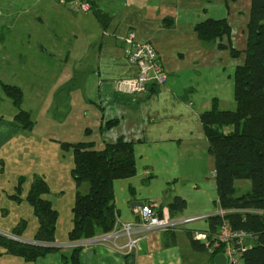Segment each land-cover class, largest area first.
<instances>
[{"label":"crops","instance_id":"1","mask_svg":"<svg viewBox=\"0 0 264 264\" xmlns=\"http://www.w3.org/2000/svg\"><path fill=\"white\" fill-rule=\"evenodd\" d=\"M36 1L23 9L22 15L6 16L15 19L13 23L18 32L23 31L28 40L13 63L17 64L19 58L22 69L31 66L30 54L44 50L42 40L39 46L31 43L32 38L40 34L41 39L47 40V43L43 41L45 44L56 48L55 53L49 51L47 56L59 60L60 67L47 87L46 82H40L34 88L30 79L33 77L27 71L20 73L18 81H0V87L8 84L23 91L21 110L30 114L33 123L30 129L12 124L19 109L8 97L16 111L8 121L0 115V125L11 127L4 132L7 136L0 141V149L8 146L14 156L28 159L42 133L54 132L58 123L59 137L51 132L47 140L50 145L58 146L59 152L55 148L52 157L46 158L56 169L46 168L42 172L46 175H35V179L51 182L48 183L49 197L54 192L57 199H64L66 193L70 198L72 194L71 231L76 196L88 194L91 186L89 182L77 184L74 181L73 150L63 149L62 144L91 143L101 151L107 143L123 138L134 145L136 175L114 182V206L118 215L113 230L97 231L92 238L71 242L73 247L82 248L81 263L214 264L211 254L197 251L191 244V236L195 239L196 234H211V216L228 212L220 205L215 159L208 151L209 141L201 122V115L210 110L216 100L219 105V95L214 92L210 97H202L200 83L215 78L219 70L225 68L221 53H226L227 49L219 48L224 38L214 45L203 44L195 26L207 19L230 22L227 17H212L220 7L226 12L228 9L229 17L232 12L234 20L235 14L242 13L238 0H90L93 9L89 13L74 11L59 0ZM243 3L248 11L251 0H243ZM98 11L104 16L102 20ZM130 31L136 32L139 42L154 45L168 76L166 84L152 83L146 93L136 96L121 94L115 88L117 81L133 76L136 70L128 62L130 48L123 41ZM7 51L0 45V54L3 53L0 65L6 68L11 64V56H5ZM218 80L222 81L221 76ZM218 80L216 76V83ZM66 89L68 94L61 96ZM2 93L0 88V102L6 99ZM53 110L56 115H52ZM230 131L226 128L225 132ZM70 153L73 162L70 159L68 167L64 168L66 154ZM67 173L72 182L64 176L69 175ZM236 181L237 195L248 192L249 180H243L248 182L240 183L239 187ZM179 198L186 202L183 210L173 206ZM133 202L156 204L159 212L169 213L175 226L168 230L139 231L134 235L139 238L137 247L126 254L128 240L120 233L122 226L141 222L140 208L132 207ZM52 205L58 214L53 245H66L68 241L56 244L60 213L58 207ZM43 261L48 260L31 264H48Z\"/></svg>","mask_w":264,"mask_h":264},{"label":"trees","instance_id":"2","mask_svg":"<svg viewBox=\"0 0 264 264\" xmlns=\"http://www.w3.org/2000/svg\"><path fill=\"white\" fill-rule=\"evenodd\" d=\"M100 20L104 16L97 12ZM200 41L214 45L224 37L230 38L231 27L226 19H207L195 26ZM220 49L228 46L219 43ZM233 56L240 52L232 48ZM3 93L12 99L19 112L12 124L30 129L33 123L30 114L21 110L23 91L8 84H1ZM235 110H221L217 100L210 110L201 115V122L209 141V153L215 159V179L221 207L228 211L224 215L209 218L211 233L217 232L227 221L235 230L251 236L253 243L243 252V264H264V0H251L250 16L247 24V48L243 65L234 72ZM2 118L0 117V121ZM226 128L231 131L226 133ZM63 149L73 150L74 168L72 177L77 184L90 183V192L77 194L74 203V225L69 233L72 242L89 239L97 231L108 233L113 230L118 212L114 206V182L136 175L134 145L123 138L107 143L101 151L91 143L62 144ZM236 180H249L251 190L237 195ZM24 182V178H20ZM19 194L21 187H19ZM48 183L36 178L27 194L26 201L31 205L38 220V230L34 238L41 243H55L58 214L50 200ZM16 201L22 203L21 197ZM178 210L186 207L183 199L173 204ZM20 223L26 224L25 220ZM14 233L18 236L23 231ZM192 247L207 252L204 243L191 236ZM7 253L14 251L36 261L47 256L53 249L31 247L18 249L16 245L4 242ZM30 249V248H29ZM78 248L70 264H82ZM216 256V255H214ZM213 256V257H214ZM66 261V260H65Z\"/></svg>","mask_w":264,"mask_h":264},{"label":"rangeland","instance_id":"3","mask_svg":"<svg viewBox=\"0 0 264 264\" xmlns=\"http://www.w3.org/2000/svg\"><path fill=\"white\" fill-rule=\"evenodd\" d=\"M34 1L36 0H0V45L1 47H6L8 50V55L5 56H11V59H9V63H11L10 66H7L6 68L4 65H0V81L6 83L18 81L20 80V73L24 74L27 71L29 75H32L33 77L31 78L30 76V79L34 82L33 87L35 88L36 86L34 85L39 84L40 82H46L47 87L48 83L54 81V78L57 76V72L60 67V61L50 59L47 56L49 51L55 53L56 48H54V46L45 44L43 41L47 43V40L43 38L41 39L40 34L36 35L34 38H32L33 40H31V43L39 46L42 40V46L44 47V50H34L35 52L30 54L31 57L29 59L31 66L22 69V67L19 66L20 59L17 58V64L13 63V60L16 59L17 53L19 54L21 53V50H24V46L28 43V40H25V33L23 31L22 33L18 32V27H15V24L13 23V20L15 19H8L6 17L8 15H22V11H25L23 9L33 6L37 2L36 1L33 4ZM238 5L240 6V9H242V13L239 15L235 14L236 17L234 20V14L230 12V17L227 16L228 9L226 12V9H220L221 7L214 11L215 14L212 16L218 18L227 17L230 21L228 22L231 27V34L229 36L230 38L224 37V44L228 46L227 52L221 53V61L225 63L224 67L226 69L223 68V70H219V74L216 75L217 80L221 76L223 82L218 80L219 82L216 83L215 76V78H211L208 79V81L200 83L202 97H210V93L214 94V92L219 95V108L221 110H235L237 108V102L233 95L234 69L239 65H243L246 58L247 24L249 21L250 9L248 8L249 10L246 11L243 0H238L237 6ZM231 45L232 48L240 52V55L236 57L232 55L230 48ZM11 46H13L12 49ZM38 48L39 47H37V49ZM15 49L17 50L15 51ZM1 55H3V53L0 54V57ZM218 58L219 57H217V60L219 61ZM205 92H207V95ZM67 94L68 90L66 89L65 93L61 94V96H65ZM2 95L6 99L5 101L0 102V115H3L4 119L8 121L12 118L16 110L12 105L11 100L6 97L4 93H2ZM200 100H202V98ZM34 103H36V101ZM30 104L31 103H29V105ZM52 115H56L54 110L52 111ZM55 124L56 125L53 128L54 132H51L56 135L55 137H59L58 134L61 132H57L59 126L58 123ZM10 130L11 127L9 125L7 127L0 125V141H3V139L7 136L4 132ZM46 131L47 132H44V134L42 133V135L38 138V141H40L38 144L35 145V141H33L34 146H32V155L28 159L23 157L20 159L17 155L14 156L8 149V146L0 149V264H31V261H29L27 257L22 256L20 252L15 254L14 251L10 250L11 253H7L6 249L2 246L4 242L14 244L18 249L23 247L26 248V250H31V247H48L53 249L47 256L39 257L37 259H47L48 261L43 262H47L48 264H52V261H54V264H57V262L59 264H70L69 260L71 259L72 255L75 252H78V248L82 249L80 245H75L73 247L71 243L72 241L68 239V233L71 229V207L73 205L72 203L71 206L69 205L70 199H73L71 193L70 198H68L69 194L66 193V197L64 199H57L55 192L53 195H50V197L48 195L45 196L55 205V207H58L60 213V218L57 224L58 231L56 244L60 243L61 241H68L69 243L66 245H53L51 243L47 244L37 242V240L34 238L39 224L37 218L34 216L31 205L26 201V197L31 185L34 183L35 175H46L45 173H42L43 171L47 170L46 168L51 170L56 169L55 165L50 166L51 163H47L46 158L52 157L53 152L55 153L56 149L59 148L56 145L49 144L47 136H49V133L51 132L48 130ZM60 137L62 136L60 135ZM57 150L59 152V149ZM66 157L67 162L65 163L64 168L68 167V161L70 159H72L73 162L72 153L66 154ZM69 175L64 176L67 177V181L69 179V181L72 182L73 179L71 178V175L68 177ZM49 176L50 175L46 177ZM22 177L24 178L23 183L20 182V178ZM67 181L64 182L66 183L65 185L68 184ZM49 182L50 181L47 183ZM242 182L248 181H236V187H239L240 183ZM19 187H21L20 194L18 190L20 189ZM57 189L58 188H55L56 191ZM249 190H251L250 182L247 191ZM242 193H245V191ZM17 197H21V204L16 201ZM23 219L27 222V226L26 224L19 223ZM15 230L17 233L23 231V234L18 236L14 233ZM78 241H82V239Z\"/></svg>","mask_w":264,"mask_h":264},{"label":"built area","instance_id":"4","mask_svg":"<svg viewBox=\"0 0 264 264\" xmlns=\"http://www.w3.org/2000/svg\"><path fill=\"white\" fill-rule=\"evenodd\" d=\"M72 10L89 13L93 6L90 0H59ZM105 34H108L107 32ZM123 41L129 45L128 62L136 68L133 76L119 80L115 84L116 91L125 95H142L147 92L152 83L166 84L167 70L154 45L150 42H139L135 31H130ZM141 222L124 224L120 231L128 242L125 244L126 254L137 247L139 238L134 237L139 231L153 229L168 230L175 226L169 213L159 212L156 204H145L140 208ZM195 240L204 243L207 252L212 256L224 253L228 264H243V252L251 246V236L245 232L235 230L225 221L215 233L195 235Z\"/></svg>","mask_w":264,"mask_h":264},{"label":"water","instance_id":"5","mask_svg":"<svg viewBox=\"0 0 264 264\" xmlns=\"http://www.w3.org/2000/svg\"><path fill=\"white\" fill-rule=\"evenodd\" d=\"M145 204L143 202H133L131 204L132 207L142 208ZM214 264H228V258L224 253H218L214 256L213 259Z\"/></svg>","mask_w":264,"mask_h":264}]
</instances>
